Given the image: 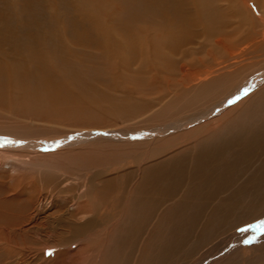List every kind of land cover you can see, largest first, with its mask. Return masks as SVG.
<instances>
[{
    "label": "rangeland",
    "instance_id": "1",
    "mask_svg": "<svg viewBox=\"0 0 264 264\" xmlns=\"http://www.w3.org/2000/svg\"><path fill=\"white\" fill-rule=\"evenodd\" d=\"M59 1L63 11L58 10L57 15L52 13L55 0H39L45 9L42 7L37 17L44 21L59 16L60 25L64 24L72 15L67 11L69 0ZM89 1L91 7L78 0L73 23L87 24L101 38L100 33L111 21L107 12L118 9L115 14L122 20L126 18L121 12L126 9L127 0ZM27 3L28 0H10L9 6L8 2H0V10L10 8L17 21L25 16ZM37 4L38 0L33 8ZM235 22L239 20L236 18ZM256 22L251 20L240 38L228 28L229 37L236 39L228 37L226 44L229 46L232 40L241 48H236V56L230 55L223 45L213 42L201 46L197 41L192 46L185 45L184 48L191 49L189 56L171 55L177 60L183 58L188 72L184 70L187 73L183 77L177 67L172 75L162 69L164 74L188 80L191 88L230 74L216 84L209 97L200 98L203 101L190 109L185 110L187 98L161 97L162 79L157 78L162 85L149 79L151 69L146 66L145 97L135 92L130 87L136 73L132 57L124 66L118 85L132 90L131 98L138 100L139 107L116 106L115 99L127 97L112 89L111 81L109 86L105 85L108 75H99L103 79H97L96 70L83 83L86 98L79 96L69 111L32 110L13 102L0 103V264H193L204 255V250L235 229L246 235L250 228L260 229L264 224L260 222L264 220V140L253 147L254 151H233L243 148L239 136H248L260 125L264 127V101L253 99L247 109L239 107L213 120L264 84V36L259 34L264 27ZM233 26L236 27L235 23ZM68 32L65 26L60 35L70 42ZM247 35L252 37L246 40ZM92 46L89 50L74 48L83 55L69 54L70 64L81 60L93 62L89 53L95 50L94 56L104 61V55L97 54V47L101 46ZM208 70L211 72L205 75ZM198 75L201 79L189 80ZM111 77L115 85L117 76ZM235 82L238 91L226 95V99L219 98ZM98 87L102 89L100 94ZM189 98L195 101L197 96L193 93ZM212 99L220 100L213 106L215 111L210 106ZM205 107L210 108L197 120L186 121L178 130L166 128L180 114L181 118H189ZM181 108L184 110L180 112ZM175 111L178 113L171 119L170 114ZM161 118L166 120L165 129L144 135V127L164 121ZM206 119L207 125L200 127ZM126 132L136 134L130 136ZM234 137L237 139L233 140ZM222 141H228L224 158H237H232L229 169L215 161L214 179L194 188L196 155L210 144ZM175 167L180 171H174ZM155 173L160 177L157 181ZM220 174L223 178L217 180L216 175ZM151 181H156L155 187ZM261 234L264 231L248 240L244 237L242 245L255 241ZM83 242L84 248L74 252ZM67 249L74 252L69 257L64 253ZM260 249L264 250H257ZM257 250L247 248L243 252L245 258H238L240 264H264V251Z\"/></svg>",
    "mask_w": 264,
    "mask_h": 264
},
{
    "label": "bare ground",
    "instance_id": "2",
    "mask_svg": "<svg viewBox=\"0 0 264 264\" xmlns=\"http://www.w3.org/2000/svg\"><path fill=\"white\" fill-rule=\"evenodd\" d=\"M35 1L36 0H28L24 10L25 16H20L17 21L13 19L14 17L12 16L10 8L9 10L5 8L4 12L3 10H0V103L2 104L4 102L7 104L6 102H13V104L32 110H36L35 108L46 110V108H48L49 110L57 112L69 111L74 101L77 100L79 96L86 98L83 94L84 91L82 86L87 76L89 78L91 73L95 74L94 70L97 71V79H103L99 75H108V80H105V83L107 84L105 85L109 86L111 81L112 89L115 91L116 89L119 90L121 94L127 97L115 99L114 102L116 106L139 107L140 105L137 104L138 100L131 98L134 97V95L131 94L132 90L122 85H118V79L123 77L122 73L124 71V66H127L130 63L131 57L136 65V73L131 77L130 87L135 92L139 93L143 97V93L148 89V81H146L148 79L145 78L144 74L146 69L144 66H146L147 69H151L149 70L152 75L150 74L149 79H155L154 81L157 83H160L157 81L158 77H160V80L162 79L163 85L161 83L160 84L163 86L164 92H162V90L159 91L161 97L163 96L164 98H167L171 95L170 99L174 96L176 98L180 96H182V98H187L184 104V106H187L185 110L187 108L190 109L192 106H197L200 103V98L209 97V94L216 87V84H219L220 81L224 80L225 76L228 74L219 75V77L215 79H209L210 81L208 83H200L191 88V84L188 80L180 78L174 79L176 77H173L174 75L171 76L172 74H175L174 71L177 67L178 71H181L183 77L188 72L185 69L186 67L184 64L186 61H183V58H179L177 60V58H173L171 55L182 54L184 57H187V55L189 56L191 49L184 47L185 45L192 46L190 44H193L196 41L198 44L200 43L201 46H206L207 43L215 42V45H223L230 55H234L236 54V48L239 49L240 46L232 40L229 46L226 44L228 40L227 38L230 36L229 27H231L233 32H236L234 34L237 35L238 33V38L242 36V32L246 29V25H251V20L253 21L256 19V21L262 23L264 27V0L262 2H260V0H221L224 1V3L226 2L223 5H219L217 3L218 0H127L128 3L126 5V9L121 12L126 16L124 20L115 14L118 9L107 12V15L110 14L109 18H111V21L109 22V25L103 29V32L100 33L103 36V38H101L98 36V33L94 34V30L87 24L77 26L76 23H73V19L78 12V0L68 1L67 11L68 14L70 12L72 15L71 17L69 15L70 18H66L64 21L65 23H61V25V19L59 16L55 19H53L54 17H49L44 21L39 19L36 13L38 11H42V7L45 9V5L44 3L40 4L38 0L37 6L33 8ZM79 1L82 5L89 7L92 6L89 0L87 2L85 0ZM0 2H3L5 5L8 2L10 6V0H0ZM59 6L60 1L55 0L53 8L51 7L53 9L52 13H56L58 15L57 11L62 9L61 6ZM62 11L60 12V15ZM236 18L239 20V23H237L238 25L235 22ZM234 23L236 27L233 26ZM65 26L67 31L71 33V38L65 36L70 40V42H67L68 40L66 39L64 41V36L61 37L60 35ZM109 27H113L114 30H110ZM255 32L256 30H253L254 34ZM259 34H263L264 36V30L259 32ZM232 37L236 39L235 36H231L229 38ZM251 37L252 36L249 35L244 36L245 39H249ZM92 45L101 46L97 47L100 49L97 54L104 55V61L100 60L97 56H94L96 50L93 48L95 53H89L90 56H93V62L81 60L75 65L72 63L70 64L68 61L70 60L68 59L69 54H74L75 52L74 55H83L79 49L76 50L74 48L83 47L84 49L89 50V48L94 47ZM243 51L245 52V50ZM180 60H182L183 63H181ZM137 63L140 64L137 65ZM83 66H87V69ZM103 67H105V70H103ZM141 68L143 69V73ZM162 69L167 70V72H169V74L171 73V75L168 73L164 74ZM210 72L211 70H208L205 75H208ZM147 74H149V72ZM111 75L117 76V83L115 85L112 83ZM197 78L201 79V76L198 75L194 78H189V80ZM237 83L238 82H235L232 85V88H230L227 92H225L226 90L220 92L225 93L224 95H220L219 98L224 96L222 100L226 99V95H229L231 92L233 94L238 91L239 87H235ZM174 90L176 91L174 92ZM101 91L102 89L98 87V94H100ZM193 93L197 96V99L195 100L197 101L196 103L194 100L189 98V96ZM230 97L228 96V98ZM89 98L91 97L89 96ZM253 99L264 101V84L253 93L251 92L237 104H234L227 109L219 116L220 118L217 117L213 120H219L229 112H234V110H237L239 107H241V110L247 109ZM179 100L182 99L179 98ZM208 100L210 101L211 99H207V102ZM212 100L213 101H211L212 104L210 102V106H212L213 109V106L217 105L220 100L217 102L215 99ZM224 102L228 103V101ZM208 108L210 107H205L198 112L196 110L197 113L191 115V117L189 116V118H181L182 114H178L179 117L173 119L178 111H175V114L171 112L170 118L173 120L166 126V128L178 130L181 126L186 125L187 122H191L202 117L204 115L203 113L206 112ZM169 109L167 108L168 111ZM183 110L184 109L181 108L179 111L181 112ZM213 110L215 111V108ZM162 120H164V118ZM213 120L209 121L213 122ZM165 121L166 120L149 124L150 126L148 128L144 127L145 131H141H144V135L161 131L165 129ZM207 122L208 120L204 123L202 122L203 124H201L200 127L206 126ZM196 128H190V131H193ZM124 132L121 131V133ZM143 133H140V135ZM263 133L264 127L260 125L248 136H242L244 138L239 136L238 138L241 139V144L243 145L241 147L243 148L240 150L239 148H236L235 151L232 150L234 153L232 151L231 152L235 154L238 153V151L245 150L247 153L248 149H250V151L253 150L255 145L258 146L264 140V137H262ZM127 134L135 136L134 134L136 133L128 132ZM120 135L122 136V134L119 133V136ZM235 138L236 137L232 139L234 140ZM237 141L235 140V142ZM227 142L222 141L221 143L212 146L211 144H208L210 147L196 155L194 171L192 173L193 179L197 180L194 188L197 189L199 184H205L213 178V175L216 174L214 171H217L215 161H221L224 169H229L232 166V158H237V155L224 158L223 153ZM263 166H261V169ZM173 170L180 171L177 167ZM168 173L169 171H167L166 174ZM153 175L156 177V181L160 179L157 173ZM220 178H223L221 174L220 177H217L216 175L217 180H220ZM253 178L254 177H252V179ZM156 181H151L154 187ZM81 210L83 211L82 208ZM262 221L264 220H260V222ZM263 223L264 222H262V224ZM258 231H264V224L260 226V229L252 230V228H250V233L248 235L244 233H237L235 229L232 233L225 236V239H219L215 244L213 243L214 245L211 248L206 247L207 249L203 251L204 255H202V257H200L193 264H240L238 258L241 257V255L245 258L243 252L247 248H254L256 250L264 248V235L262 234L260 237L255 238V241L248 243L245 246L242 245V243H244L242 241L244 237H247L248 240V237L251 238L253 235L259 236L260 232ZM96 234L97 232L95 235ZM101 234L104 233L99 232L98 235ZM85 245V242L81 243L74 252L82 250ZM257 251L262 250L260 249ZM74 252L67 249L64 253L67 254L66 257H69ZM223 256L224 258H222Z\"/></svg>",
    "mask_w": 264,
    "mask_h": 264
}]
</instances>
